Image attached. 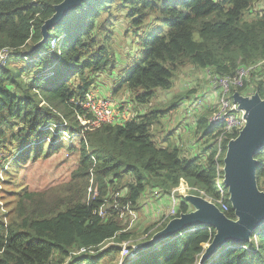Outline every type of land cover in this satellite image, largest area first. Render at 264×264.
Here are the masks:
<instances>
[{
    "label": "trees",
    "instance_id": "1",
    "mask_svg": "<svg viewBox=\"0 0 264 264\" xmlns=\"http://www.w3.org/2000/svg\"><path fill=\"white\" fill-rule=\"evenodd\" d=\"M63 1L0 0V56L7 54L0 61V264H112L122 248L103 250L106 243L139 246L192 211L181 197L176 215L157 231L147 228L137 242L139 233L128 230L131 214L149 207L157 191L173 195L182 181L190 195L200 191L213 202L223 192L224 214L236 220L218 165L238 133L219 145L223 130L210 123L215 110L209 108L194 120L208 148L202 156L188 155L170 141L172 133L165 145L158 143L155 128L193 92L175 97L165 110L147 107L188 68L216 79L254 68L230 99L235 92H259L264 99V10L253 15L260 0H85L31 52ZM100 85L112 93L103 97L123 94L136 114L94 126L83 105ZM63 150L79 155L70 179L32 189L22 172ZM254 159L264 191V146ZM215 234L211 227L181 232L124 264H199ZM205 264H264V224L250 242H230Z\"/></svg>",
    "mask_w": 264,
    "mask_h": 264
},
{
    "label": "water",
    "instance_id": "2",
    "mask_svg": "<svg viewBox=\"0 0 264 264\" xmlns=\"http://www.w3.org/2000/svg\"><path fill=\"white\" fill-rule=\"evenodd\" d=\"M85 0H64L54 7V15L42 27V41L31 52L40 49L50 37V31L58 25L70 11ZM235 104L243 112V128L235 139H230L223 159V184L228 190L229 202L236 220H230L219 207L201 196L185 197L192 211L169 222L164 230L139 246H135L131 257L141 252L155 249L181 232L199 227L215 229L211 244L207 245L199 264H205L216 256L228 243L250 242L251 234L264 224V191L257 184L258 162L254 155L264 146V99L259 92L232 96Z\"/></svg>",
    "mask_w": 264,
    "mask_h": 264
},
{
    "label": "rangeland",
    "instance_id": "3",
    "mask_svg": "<svg viewBox=\"0 0 264 264\" xmlns=\"http://www.w3.org/2000/svg\"><path fill=\"white\" fill-rule=\"evenodd\" d=\"M261 10H264V0H260L255 5L253 15ZM124 25L125 23L123 20L118 23L119 28L124 27ZM117 32L122 38L123 34L120 32V30H118ZM124 46L125 45L121 47L124 48ZM108 81V77H105L100 81V83L105 85L108 84ZM248 84L250 87H252L253 81H249ZM104 85H100L99 87H97V90L93 92L101 97H103L102 94L107 96L111 93V91H107ZM222 85L223 84L217 81L214 76L209 73L208 70H196L193 68H188L182 71L175 79L173 89L170 92H159L157 98H155L151 105H149L150 107H147V109L158 108L160 110H165L166 108H168L170 102L175 97L181 96L182 94H185L187 92H193L191 93V95L189 94V99H185L182 103H180L177 110L167 114V116L162 120L160 126H157L155 128L156 141L165 145L168 139V133H172L170 141H172L175 145L178 144L186 154L192 156L196 154H198V156L204 155L205 150L208 148L209 144L207 143V139H204V137L202 138L201 134H197V125H195V121H198L201 116H206L209 108H214L215 112L216 110L218 111L220 109V98H218L219 90L217 88ZM213 86L215 89L213 88ZM110 95H112V93ZM108 99H110V97ZM110 100L121 107V112H124V114H122L123 118H130L129 111L132 115H134V112L136 114V111L134 110V107L132 105L125 104L126 100L123 97V94L111 96ZM185 113L187 116H189V118H186V121L190 122V126L188 127V130H184L183 134L179 136L177 134L179 128L178 124L179 121L184 117ZM213 116L214 114H212L210 116L211 118L209 119H213ZM80 119L84 121L82 117ZM201 132H206V129H202ZM174 133L176 134L175 136ZM63 136L65 138H68L69 131L63 132ZM78 156L79 155L77 153L69 154L65 150H63L59 154L49 159L30 163L27 166V169L22 173L24 174V178L27 184H29L32 189L49 188L52 185H56L70 179L71 172L78 166ZM221 161L223 162V158ZM186 187V184L182 183L179 188L174 191V195H176L177 199L180 194L185 196L184 193L192 192L191 190L184 192ZM200 196L202 197L201 193ZM179 202L182 203L183 200L178 199L177 202L172 204L170 196L159 195L155 198L153 196L150 197V200L148 202L149 209L144 207L137 213L131 214L130 218L128 217L129 219L127 220V222L131 224L128 230H136L139 233L137 234L139 235V237H137V242L140 241L139 238L142 234H144L147 228H150V234L157 231V229L163 223L169 222L172 216L176 213L177 204H179ZM152 226L154 227L152 228ZM135 240L136 237H133L132 241L135 242ZM112 245L119 246V248L123 249L122 255H120L121 258L118 257L112 264H117L119 260H122L124 258L123 254L125 248L128 249L132 247L131 249H134L132 243L119 245L115 241H110L103 246V250H106ZM90 253L96 255L95 251ZM129 254L131 255V252ZM109 262L111 261L109 260ZM109 262L105 260L101 264H110Z\"/></svg>",
    "mask_w": 264,
    "mask_h": 264
},
{
    "label": "built area",
    "instance_id": "4",
    "mask_svg": "<svg viewBox=\"0 0 264 264\" xmlns=\"http://www.w3.org/2000/svg\"><path fill=\"white\" fill-rule=\"evenodd\" d=\"M57 44H58V41H53L52 47L56 46ZM6 58H7V54L4 53L0 56V61H4ZM252 69H254V68L241 69L239 71L238 75L233 79H220V78L216 79L215 78L217 81H219L220 83L223 84L222 86L217 88L219 90L218 98H220V109L214 113L213 119H209V120L213 126H218V127L222 128V130H223V134L219 138V145H222L223 139H225L228 134H232L235 131L238 133L244 126V121L242 118L243 112L240 111L238 108V105L235 104L232 99H230V93L233 90L232 89L233 87H241L243 85V79L245 77L249 76ZM213 88H214V86H213ZM83 107L92 113V116H93L92 124L94 126H99L102 123L111 124V123L121 122L122 120H127V119L123 118L122 114H124V112H121L120 106L115 104L110 99L105 98V97H101L96 93L88 94L86 103L83 105ZM80 122L83 125L86 124V122H84L82 119H80ZM221 154H222V147H219L216 160L221 157ZM218 171H219V174H223V166L218 165ZM182 183H185V182L182 181L181 184ZM186 186L187 187L184 190V192L190 190L188 185H186ZM178 188H176V189H178ZM89 192H91V189H89ZM200 193L202 194L203 198H205L209 202L219 206L221 208L220 210L223 213L225 211H227V205L223 203V198H224L223 192H221V194H222L221 200L216 201V202H213L212 200L207 198L203 192H200ZM184 194L186 196L187 192ZM154 195L159 196L158 191ZM185 196H183L181 194L179 195L180 198L185 197ZM171 201H172V204L178 201V199L176 198V195H174V192H173V195L171 196ZM177 208H178V204H177ZM176 212H177V210H176ZM174 215H176V213ZM124 244H122V245H124ZM130 248H132V247H130ZM130 248L124 249V254H123L124 258L122 260H119L118 264H124L125 260L130 259V256H131L129 254ZM122 252H123V249L121 251V255H122ZM127 253H128V255H127Z\"/></svg>",
    "mask_w": 264,
    "mask_h": 264
},
{
    "label": "crops",
    "instance_id": "5",
    "mask_svg": "<svg viewBox=\"0 0 264 264\" xmlns=\"http://www.w3.org/2000/svg\"><path fill=\"white\" fill-rule=\"evenodd\" d=\"M189 118V116H187L186 115V113L184 114V117L179 121V124H178V126H179V128H178V131H177V134L179 135V136H181L182 134H183V131L184 130H188L187 128H186V126H187V124L189 123L188 121H186V118ZM176 134L174 133V136H175ZM176 139V138H175ZM178 147H179V145H177ZM149 201V200H148ZM155 205V204H154ZM147 209H149V207H146Z\"/></svg>",
    "mask_w": 264,
    "mask_h": 264
},
{
    "label": "clouds",
    "instance_id": "6",
    "mask_svg": "<svg viewBox=\"0 0 264 264\" xmlns=\"http://www.w3.org/2000/svg\"><path fill=\"white\" fill-rule=\"evenodd\" d=\"M232 99H233V98H232ZM179 186H180V185H179ZM179 186H178V187H179ZM178 187H177V188H178ZM174 191H175V190H174ZM174 191H173V192H174ZM158 193H159L160 196H163V195L161 194L160 191H158ZM188 195H190V193H187L186 196H188ZM171 196H172V195H171ZM171 196H170V198H171ZM186 196H185V197H186ZM153 197L155 198L156 196L154 195ZM185 197H184V198H185ZM178 199H181V198L178 196ZM179 204H180V202H179ZM179 204H178V207H179ZM177 209H178V208H177ZM174 216H175V215H174ZM172 217H173V216H172ZM134 247H135V246H134ZM131 258H132V257H131ZM131 258H130V259H131ZM130 259H128V260H130ZM118 262H119V261H118Z\"/></svg>",
    "mask_w": 264,
    "mask_h": 264
}]
</instances>
